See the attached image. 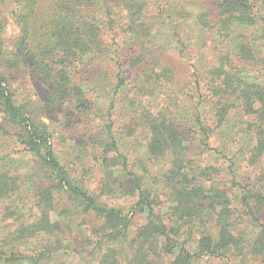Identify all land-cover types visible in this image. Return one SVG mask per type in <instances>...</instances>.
<instances>
[{"label": "rangeland", "instance_id": "rangeland-1", "mask_svg": "<svg viewBox=\"0 0 264 264\" xmlns=\"http://www.w3.org/2000/svg\"><path fill=\"white\" fill-rule=\"evenodd\" d=\"M75 1L82 17L73 21L79 26L71 36L76 55L67 59L72 62L70 85H75V90L51 106L52 81L47 69L38 68L34 52L40 45L52 46L44 27L52 17L53 0H40L42 19L37 25H32L31 17L27 25L16 21L14 0H0V74L6 77L21 110L45 124L48 140L69 179L98 203L127 215L136 228L145 223L146 215L138 211L139 190L132 181L134 175L142 176L158 194L153 204L156 216L168 227L183 232L178 237L171 231L172 240L184 241L198 238L203 225L216 239L215 220L225 214L222 207L228 208V201L218 205L206 199L200 207L190 209V217L178 204L183 196L174 192L177 179L181 178L186 190L195 186L197 193L214 199L213 189L220 188L230 201L233 233L244 248L220 256L204 254L196 264H264L261 255L248 251L264 243V158L254 155L252 141L240 133L251 115L244 114L237 100L231 104V99L227 110L234 135L220 138V129H216L204 146L194 132L197 118L211 128L215 126V97L208 88L209 80L214 79L208 72L215 66L223 61L231 64L230 73L249 81L264 80V43H260L264 41L263 24L244 31H238L239 26L234 24L229 30L240 34L220 36L217 27H211L217 17V0H145L147 6L137 14L139 19L133 26L125 10L118 7L119 0ZM257 2L253 9L264 16L263 0ZM170 3L176 6L171 8ZM86 23L93 28L89 43ZM143 28L149 30L153 43L163 41L166 47L147 49L145 39L143 45L136 41L133 34H140ZM251 37L260 43L255 57H239L238 46ZM22 38L25 42L18 52ZM136 57L141 62H136ZM164 69L167 75H163ZM1 108L0 170L9 174L1 180L13 182V188L0 196V240L28 238L27 244L18 245L19 250L33 254L41 250L44 242L37 238L43 236L33 234L35 227L31 233L14 231L22 222L30 225L36 217L35 203L40 198L35 186L36 160L26 154L17 140L19 128L8 121ZM160 119L176 124L182 137L154 153L153 127ZM179 149L182 152L176 153ZM181 173L187 176L181 177ZM254 184L256 200L261 204L255 219L239 202L240 195ZM143 186L149 188L148 184ZM51 202L49 217L61 230L57 246L63 256L50 264H96L90 253L97 239L91 226L100 221L93 214L81 212V207L74 208L63 194L54 193ZM85 236L91 238L89 246L84 244Z\"/></svg>", "mask_w": 264, "mask_h": 264}, {"label": "trees", "instance_id": "trees-1", "mask_svg": "<svg viewBox=\"0 0 264 264\" xmlns=\"http://www.w3.org/2000/svg\"><path fill=\"white\" fill-rule=\"evenodd\" d=\"M14 2L13 15L16 21L22 25H27L29 17L33 20L32 25H37L42 19L38 11L40 0H14ZM53 3L52 17L47 20L44 27V30L49 34L52 46L49 43L40 45L34 52L38 68L47 69L52 81L51 90L49 91V104L51 106L75 90V85H70L69 66L72 62L67 61V59L76 55L75 50H73L74 44L71 41V36L79 30V26L75 25L73 21L78 22L82 17L76 10L75 0H53ZM262 3L264 4V0ZM256 4H258L257 0H217V4L214 6L217 17L211 27L213 25L217 27L218 33L222 37L235 36L240 34L238 31L256 30L261 24L264 27V16L257 14V9H253ZM118 5H120L118 7L121 10H125L128 22L133 26L136 20L139 19L137 14L143 9L145 10L147 3L145 0H119ZM175 6V4L170 3L171 8ZM234 24L239 26L237 29L240 30L231 32L229 28L230 26L233 27ZM138 25L141 26L142 23ZM84 29L86 30V42L89 43V36H93V28L86 23ZM146 29L143 28L140 34H133L134 39L142 45L146 40L149 43L148 47L147 44L145 45L147 49H155V47L164 49L166 42L153 43L152 36L149 30ZM263 35L264 29L262 31ZM254 39L251 37V40L238 46L239 57L249 60L255 57L258 46L264 41L259 43L255 42ZM24 42L25 39H20L18 52ZM135 61L141 62V59L136 57ZM50 64H56V67H52ZM230 67L231 64H224L222 61L210 70L211 72H208L213 74L214 77L213 80L208 79L210 85L208 88L212 96L215 97L212 100L215 126L211 128L197 118L198 125L194 132L199 136L197 138L199 144L204 146L207 145V140L214 135L213 132L216 129H220L218 133L220 138H230V135H234V132H232L234 128L229 124L227 107L231 99L233 100L231 104H234L237 100L244 114L252 117L247 121L246 128L242 129L240 133L245 135L246 140L252 141L251 150L254 155L263 159L264 80L249 81L236 72L230 73L228 69ZM162 72L163 75L168 73L166 69ZM262 76H264V73H262ZM0 105L8 121L19 128V132L16 134L17 140L24 145L26 154L28 153L36 160L38 172L35 175V186L40 192L37 194L40 198L35 203L36 217L28 226L22 222L14 232L18 231L17 233L20 234L31 233L32 227H35L37 230L33 234H37L36 236L42 235L43 237L37 239L44 242L39 252L25 254L19 250L21 246L18 245L27 244L28 238L16 240L15 242L1 238L0 264H50L57 259H61L63 255L59 253L60 246H57L61 242L59 235L61 230L52 225L49 217L50 209L53 208L51 197L54 193L63 194L66 201L72 204L74 208L81 207V212L93 214L100 221L98 225L91 226L92 233L97 237L90 252L93 259L96 260V264H196L201 255L220 256L227 251H237L244 248L241 239L233 233L230 201L227 200L224 190L220 188L213 189L216 200L211 196L200 195V193H197V187L195 186L186 190L185 185L180 182L181 178L177 179L173 188L174 192H179L183 196V202H180L179 198L180 203H177L187 210L190 217L192 216L190 209L200 207L206 199H212V203L218 205L219 203L225 204L228 201V208L227 205L223 206L222 208L226 211L225 214L215 220L216 239L212 238L209 230L204 228L203 225L198 230V238H191L188 241L179 240V238L172 240L169 236L171 231L178 237L183 232L181 233L177 228L168 227L165 222L156 216L153 206L158 197V194L155 193L156 189L145 181L142 176L134 175L132 182H134V187L139 190V198L136 204L138 211L145 213L146 221L142 225L133 228L132 221L127 215L122 214L120 210L113 207H106L98 203L81 186L69 179L67 169L56 158L52 145L48 140V131L45 124L34 120L28 112L24 113L21 107L14 102L8 81L2 74H0ZM153 132L152 140H154V143L152 149L154 150L152 151L154 153L158 150H165V147L180 141L178 138L182 137L176 124L166 122L163 119H160L158 123L154 122ZM179 147H182L180 143ZM173 148L177 149L176 146ZM239 151L242 153V149ZM180 152H182V149L177 150L176 153ZM181 164L182 162L179 165L181 166ZM176 173L178 174L179 171ZM5 175H9L8 172L0 170V196H2L1 194L11 193L9 191L13 188V182L8 179L1 180ZM186 176V173H181V177ZM143 184H148L149 188L144 187ZM255 188V184L247 188L240 195L239 201L246 207L253 219H255L256 211L261 208L260 202L256 200ZM227 217H229L228 220H226ZM263 232L264 230L261 231V233ZM91 243V238L85 236L84 244L89 246ZM248 249L252 255L258 257L261 255V261L264 263V243L260 242L259 246L255 247L253 245L252 248Z\"/></svg>", "mask_w": 264, "mask_h": 264}]
</instances>
